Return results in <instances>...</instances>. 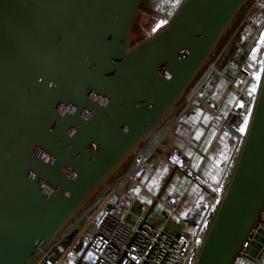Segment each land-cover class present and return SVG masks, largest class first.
Segmentation results:
<instances>
[{"label": "water", "instance_id": "obj_1", "mask_svg": "<svg viewBox=\"0 0 264 264\" xmlns=\"http://www.w3.org/2000/svg\"><path fill=\"white\" fill-rule=\"evenodd\" d=\"M251 2L183 0L132 43L143 0H0V264H35L124 172ZM263 206L264 65L194 264H231Z\"/></svg>", "mask_w": 264, "mask_h": 264}, {"label": "built area", "instance_id": "obj_2", "mask_svg": "<svg viewBox=\"0 0 264 264\" xmlns=\"http://www.w3.org/2000/svg\"><path fill=\"white\" fill-rule=\"evenodd\" d=\"M250 4L248 17L254 15L257 10H264V0H252ZM231 35L209 62L204 70L205 73L199 76L163 126L141 147L124 172L98 194L35 264L195 263L208 224L224 194L229 174L218 182L207 181L186 165L182 153H176L164 146V142L177 131L187 114L200 108L210 114L211 128L216 134H220L223 129L228 131V138L232 139L233 152L237 156L244 133L234 126L238 116L237 111L232 108L227 114H221L220 105L205 98L202 93L208 78L213 75L223 77L224 73L220 67L224 64L226 55L231 53L229 50L233 37ZM232 56H229L228 60ZM263 65L264 58L257 60L249 68L248 75H253L256 68L259 66L263 68ZM237 94L241 99L255 100L256 96L242 86L237 87ZM156 155L166 157L171 162L172 169L182 173L185 182L180 193H173L167 198L159 225H152L147 220V208H142L140 213L135 214L132 204L125 207L124 194L128 187L137 184L140 173L146 167L157 164ZM233 164L234 162L226 166L228 173L231 172ZM191 187L205 194L206 213L200 225H193L182 219L177 209L182 196ZM180 220L182 225L178 226ZM170 226H175L177 229L170 233L168 230ZM262 232H264V206L231 264H264ZM259 237H262V242L258 241ZM256 244L259 248L255 247Z\"/></svg>", "mask_w": 264, "mask_h": 264}, {"label": "crops", "instance_id": "obj_3", "mask_svg": "<svg viewBox=\"0 0 264 264\" xmlns=\"http://www.w3.org/2000/svg\"><path fill=\"white\" fill-rule=\"evenodd\" d=\"M262 45L260 49L252 48V44L246 40L244 45L237 48L231 60L220 67L223 77L213 75L202 92L205 98L220 105L221 114H227L232 108L237 111L234 124L240 128L238 130L241 133L244 132L241 128L245 129L249 122L254 99L239 98L237 87L242 86L249 91L253 87L257 89L260 80L257 81L254 77L259 74L261 78L262 67L256 68L253 75H248V71L257 60L264 58V43ZM256 91L250 92L256 94ZM211 120L210 114L205 110H193L184 117L177 131L165 140L164 146L182 153L186 165L202 178L218 182L227 177L229 173L226 166L233 163L236 156L228 131L223 129L220 134H216L211 128ZM155 161V166H148L140 173L137 184L126 189L124 203L125 207L132 204L135 214L140 213L142 208H147L148 222L159 225L167 198L173 193H180L185 179L180 171L172 169V164L166 157L156 155ZM205 201V194L191 187L178 205L180 217L193 225H200L205 218ZM179 225H182V220ZM175 228L177 229L170 226L168 230L173 233Z\"/></svg>", "mask_w": 264, "mask_h": 264}, {"label": "rangeland", "instance_id": "obj_4", "mask_svg": "<svg viewBox=\"0 0 264 264\" xmlns=\"http://www.w3.org/2000/svg\"><path fill=\"white\" fill-rule=\"evenodd\" d=\"M166 4L171 5V3H168L166 0H143L144 7H150L152 9L159 10V11L162 10V8L167 7L168 5ZM250 6L251 4L248 5V7L244 9L245 13L241 17V20L239 21L235 30L232 32L233 37L231 39V42H230L231 46L229 49L231 53H229V55H226L225 59L227 60L224 59L223 61L224 64L227 61L231 60V59L228 60V57L231 55L234 56L237 51V48L241 45H244L246 40L247 42L252 44V48L257 47V49H260L263 46L262 44L264 43V10L260 9V10H257V12H255L256 11L255 10L254 11L255 14L252 16L249 15L248 17ZM171 14L168 16V18L171 16ZM164 22H165L164 19L157 20L156 18L149 16L143 10H141L137 16V19L134 25V29L132 33V43H135L147 36L154 34L160 28V26L164 24ZM214 76L218 77L217 75H214ZM209 79L210 78H208V80ZM234 126L237 129H240L236 125ZM243 131H245V129H243Z\"/></svg>", "mask_w": 264, "mask_h": 264}, {"label": "trees", "instance_id": "obj_5", "mask_svg": "<svg viewBox=\"0 0 264 264\" xmlns=\"http://www.w3.org/2000/svg\"><path fill=\"white\" fill-rule=\"evenodd\" d=\"M182 1H183V0H182ZM180 4H181V1L179 2V4L177 3V4H175L174 6H170V5L166 4V5H168V6L162 8V10L159 11V10L152 9V8H150V7H144V6H143V3H142V6H141L140 11L143 10L146 14H148V15L151 16V17L156 18L157 20H159V19H164V20H165L164 24L160 26V28H162V27L167 23V21H168V16H169L171 13H173L175 10H177L178 7L180 6ZM140 11H139V12H140ZM244 13H245V12H244V10H243L242 13L237 17V19H236V21L234 22L233 26H232L231 29L227 32V34L225 35L224 39L222 40L220 46H219L218 49L216 50V52H215V54H214V57L216 56L217 52L221 49V47L224 45V43L227 41V39L230 37V35L232 34V32L235 30L236 26L238 25V23H239V21L241 20V17L243 16ZM160 28H159V29H160ZM214 57H212V59H213ZM212 59H211V60H212ZM211 60H210V62H211ZM204 70H205V69H204ZM204 70H203V71H204ZM202 73H203V72H202ZM202 73H201V74H202ZM201 74H200V76H201ZM198 78H199V77H198Z\"/></svg>", "mask_w": 264, "mask_h": 264}, {"label": "snow or ice", "instance_id": "obj_6", "mask_svg": "<svg viewBox=\"0 0 264 264\" xmlns=\"http://www.w3.org/2000/svg\"><path fill=\"white\" fill-rule=\"evenodd\" d=\"M257 81H259L260 80V76H259V74H257L255 77H254ZM257 89H256V87H253L250 91H252V92H255ZM249 111H250V109H249ZM247 122V120L245 121V123ZM241 131H243V128H241Z\"/></svg>", "mask_w": 264, "mask_h": 264}, {"label": "flooded vegetation", "instance_id": "obj_7", "mask_svg": "<svg viewBox=\"0 0 264 264\" xmlns=\"http://www.w3.org/2000/svg\"><path fill=\"white\" fill-rule=\"evenodd\" d=\"M168 3H171L170 6H174L175 4H179V2L181 1V3L183 2L182 0H166Z\"/></svg>", "mask_w": 264, "mask_h": 264}]
</instances>
